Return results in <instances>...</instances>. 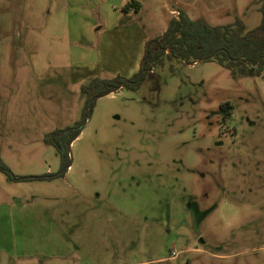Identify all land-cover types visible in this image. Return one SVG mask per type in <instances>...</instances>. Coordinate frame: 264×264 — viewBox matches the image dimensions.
<instances>
[{"label": "rangeland", "instance_id": "1", "mask_svg": "<svg viewBox=\"0 0 264 264\" xmlns=\"http://www.w3.org/2000/svg\"><path fill=\"white\" fill-rule=\"evenodd\" d=\"M263 2L0 0V152L46 177L0 173V264H264V69L165 57L96 101L64 177L46 142L83 122L82 85L138 74L180 11L251 31Z\"/></svg>", "mask_w": 264, "mask_h": 264}, {"label": "trees", "instance_id": "2", "mask_svg": "<svg viewBox=\"0 0 264 264\" xmlns=\"http://www.w3.org/2000/svg\"><path fill=\"white\" fill-rule=\"evenodd\" d=\"M140 3L132 1L123 8L129 14L138 12ZM262 20L254 30L247 31L243 22L236 20L225 26H211L203 19L193 20L184 11L171 20L167 31L159 38L146 44L140 71L134 77L105 79L96 77L82 85L81 91L87 96L86 108H94L95 97H104L120 89L137 91L153 68L163 66L167 59H180L187 64L216 61L223 68L234 71L235 66H254L257 72L264 69V2L260 8ZM85 108V109H86ZM82 122L73 127L55 131L46 142L55 147L60 157V172L51 177H64L72 166L68 149L72 139L79 133ZM0 173L9 181H33L46 179L45 176L22 178L13 173L0 152Z\"/></svg>", "mask_w": 264, "mask_h": 264}, {"label": "water", "instance_id": "3", "mask_svg": "<svg viewBox=\"0 0 264 264\" xmlns=\"http://www.w3.org/2000/svg\"><path fill=\"white\" fill-rule=\"evenodd\" d=\"M99 98H100V97H95V98L93 99V102H96ZM89 110H90V106L87 107L86 110H85V113H84V116H83L82 127H81L79 133H78V134L72 139V141H71L70 144H69L68 149H69L70 153H71V147H72V144H73L74 141L80 136V134H81V132H82V130H83V127H84V125H85L86 122H87V116H88V112H89Z\"/></svg>", "mask_w": 264, "mask_h": 264}, {"label": "crops", "instance_id": "4", "mask_svg": "<svg viewBox=\"0 0 264 264\" xmlns=\"http://www.w3.org/2000/svg\"><path fill=\"white\" fill-rule=\"evenodd\" d=\"M131 13V14H130ZM126 17H125V19L127 20L128 19V21L130 20V18H132V12H130ZM123 22H125V21H123V20H121V24L123 23ZM88 70V69H87Z\"/></svg>", "mask_w": 264, "mask_h": 264}]
</instances>
